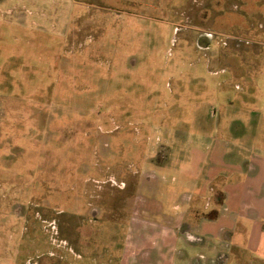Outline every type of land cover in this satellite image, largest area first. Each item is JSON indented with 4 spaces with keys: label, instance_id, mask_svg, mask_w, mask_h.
<instances>
[{
    "label": "rangeland",
    "instance_id": "obj_1",
    "mask_svg": "<svg viewBox=\"0 0 264 264\" xmlns=\"http://www.w3.org/2000/svg\"><path fill=\"white\" fill-rule=\"evenodd\" d=\"M257 111L264 0H0V264H174Z\"/></svg>",
    "mask_w": 264,
    "mask_h": 264
},
{
    "label": "crops",
    "instance_id": "obj_2",
    "mask_svg": "<svg viewBox=\"0 0 264 264\" xmlns=\"http://www.w3.org/2000/svg\"><path fill=\"white\" fill-rule=\"evenodd\" d=\"M263 119L259 111L255 118L247 115L239 143L228 142L217 155L207 153L205 174L196 180L193 197H211L209 182L222 177L219 212L194 218L188 234L178 235L175 247L167 245L164 252L176 257L174 264H264Z\"/></svg>",
    "mask_w": 264,
    "mask_h": 264
}]
</instances>
